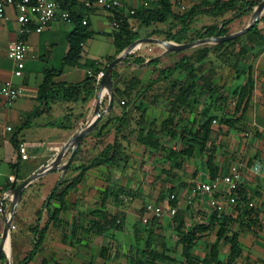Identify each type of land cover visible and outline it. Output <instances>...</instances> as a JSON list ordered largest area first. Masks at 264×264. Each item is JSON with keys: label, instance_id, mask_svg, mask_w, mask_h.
Returning <instances> with one entry per match:
<instances>
[{"label": "trees", "instance_id": "obj_1", "mask_svg": "<svg viewBox=\"0 0 264 264\" xmlns=\"http://www.w3.org/2000/svg\"><path fill=\"white\" fill-rule=\"evenodd\" d=\"M61 4V8L70 12L76 29L69 35V51L62 60V67L58 70H47L45 73L44 82L39 88L38 99L40 103L48 110L50 104L58 100H75L83 96L82 87H69L68 89L62 88L55 91L56 84L53 81L55 77L61 76L66 66L69 67H82L92 71V77H88L85 84V92L89 97L97 95L99 81L98 75L101 72H106L108 65L116 59L126 48L132 45L137 39L140 38L139 31L134 28V22L138 23L141 27L151 28L155 25H163L168 23L171 19L175 25L180 26L177 28V32H163L161 30H155L148 37L165 35L167 41H174L178 44L190 43L198 39L211 38V37H225L229 34V25L235 20L241 19L247 13L254 9L262 0H214L205 1L202 0L199 4L192 6L185 13L180 14L175 11V4L173 0H146L149 2V8H145L142 5L143 0H139V5L136 8L135 15H129L131 6L124 4L123 8L119 10L108 11V18L110 23L115 20L120 22L121 26L111 34H106L111 37L116 48V54L113 57L107 59L106 64L101 67L99 61H89L83 64V47L82 44L87 43L94 36V32L90 30L89 16L97 8L92 10L86 9L84 6V0H56ZM233 12L234 15L231 19L224 21L221 24H214L209 27L203 28L196 36L192 37L190 34L192 24L198 15H207L215 18H223L227 14ZM88 18V25H83V20ZM264 21V19H263ZM171 27L173 29L174 27ZM248 35L255 36L259 42L264 43V35L262 34L259 23L248 33ZM239 41V38L231 40L229 42L216 45L217 49H224L227 46L234 45ZM211 47L200 48L196 51V55L184 56L177 61L174 66L165 69H159L160 60L150 62L147 66L154 68V71L158 73V76L153 81L149 82L146 87L142 88V92H147L151 88L160 83L163 80L172 78L175 74L179 76L185 75L190 80V84L187 87L182 86L174 102L171 104V116L163 120L161 123V131H156L153 127H143L142 123H139L138 141L145 148H150L154 151H161L165 153L166 162L170 163V172H180L183 169V164L186 160L197 158V156H207L206 165L210 170V176L212 179L218 177V167L215 165L217 160V148L214 143V136L216 131L214 130L215 122H219V127H228L230 130L238 126L239 123L244 121L245 115L250 107L251 102L256 90V78L253 70L250 68L243 86L240 89H236L230 95L222 94L220 89L214 88L210 81L205 82V95L209 96V101H206L204 109L201 111L200 116L202 121H193V125L187 128V120L181 117V114L186 109L191 108V94L195 89V80L198 78V71L203 63L207 61L211 53ZM182 53V52H180ZM151 59V58H150ZM148 59V60H150ZM147 60V61H148ZM133 61V63H132ZM146 59L142 56L129 55L124 65L131 64L140 66L145 64ZM118 67V66H117ZM117 67L113 71V81L118 77ZM175 84L177 81L175 80ZM175 86V85H174ZM130 88V86L126 87ZM128 90H121L114 82V105L109 118L103 123L102 119L99 124L102 126L99 128V136H104L100 133L101 130L114 125L113 129H108V133H115V140L113 143H109L104 147L100 154L92 159L87 164H82L75 167L78 156L82 152L80 146L73 163L70 166V171L73 172V176L70 178L66 176L61 184H58L53 190L51 196L47 198L44 206L37 212V222L31 227V232L35 237L34 249L26 255L23 259H20L15 264H30L36 256L41 252L44 241L46 238L49 226H64L65 224L70 228V235H65L66 239L72 240L77 238L80 221L73 217L71 222H64L63 215L70 211L71 206L68 202L69 194L81 186L87 176V173L95 168L107 167L115 168L119 167L127 158L124 157L126 153L125 142H129V136L133 131H130L131 111L130 101H135L137 96L127 94ZM139 95V92H137ZM120 97H126L129 101L122 100L125 104L120 115L115 114V106L119 102ZM196 104L197 101H194ZM228 107H232V111H228ZM181 109V110H179ZM43 112L41 109H36L33 113L28 115L24 120V125L20 130H23L30 121L38 118ZM144 113V112H143ZM142 122L143 116L141 117ZM114 123V124H113ZM221 129V128H220ZM130 131V132H129ZM221 130H219L220 132ZM165 133L167 137L178 140L181 143V147L177 149H167L162 143L159 134ZM14 145L19 155V143L15 140ZM19 161L21 160L19 156ZM18 161V163H19ZM164 163V162H163ZM18 168V165L14 167V170ZM18 174V173H17ZM171 174V173H170ZM169 199L173 194L178 195L179 187L176 184H171L168 188ZM121 189L120 191H122ZM119 191V193H120ZM114 194V192H111ZM110 193V194H111ZM110 194L107 192L102 200L100 208L91 211L90 215L93 217L92 226L90 231L100 234V236H106L111 229H116L119 232L125 231V215L121 211L110 213L107 208V202L110 198ZM165 198V197H164ZM163 198V199H164ZM168 199V200H169ZM58 203V206H53L54 203ZM172 206H178V201H170ZM145 212L142 211V214ZM48 215V221L45 226L42 227L44 215ZM84 215L80 214L79 216ZM160 219L152 218L150 223L151 229L147 231V240L144 249L138 250V253L133 254V250L129 254V264H159V261H169L171 264H236L237 260L242 256V247L240 244V232H234L233 227L238 222L237 219H233L232 216L226 214H219L213 212L210 215L208 221L194 222L190 227L186 225L184 220L183 211L179 210L178 213L172 218V225H177L175 232L178 240L175 247H168L163 245V252H160L152 247L154 235L152 227ZM85 230V229H83ZM138 235V231H136ZM212 235H215V240L209 242ZM1 242V238H0ZM229 246V255L227 261L221 259V247L222 245ZM205 251L206 258L202 260L199 254ZM109 253L107 247H103L101 256L104 258ZM176 254V255H175ZM45 261L44 264H47ZM0 264H9L8 257L3 253L0 257Z\"/></svg>", "mask_w": 264, "mask_h": 264}, {"label": "rangeland", "instance_id": "obj_2", "mask_svg": "<svg viewBox=\"0 0 264 264\" xmlns=\"http://www.w3.org/2000/svg\"><path fill=\"white\" fill-rule=\"evenodd\" d=\"M135 1L139 2V0ZM173 1L176 3L175 11L180 14L185 13L192 6L201 2L200 0ZM182 6L185 7L184 10L181 9ZM255 10V8L251 9L247 15L230 24L229 34L240 32L248 27L254 16ZM233 15V12L227 14L223 18L198 15L192 24L190 34L192 37H195L203 28L214 24H221L231 19ZM263 19L264 16L258 23L264 35ZM173 25L175 24L171 19L166 24L155 25L147 29L134 22V28L139 31L140 34L139 39L152 38L167 41L165 35L154 37H148V35L152 34L155 30H161L165 33H175L180 26ZM172 26L174 27L173 29H171ZM104 30L107 34L116 31L112 23L108 24L107 22L106 29L104 28ZM107 37L109 36L106 35L103 37L96 34L94 39L89 42V46L94 45L93 42L97 40L103 42L104 45L102 49L95 51L99 52V54H103L105 58L107 56H113L115 53V48L112 45L111 39ZM238 38L239 41L236 44L227 46L224 49L215 48L218 44H207L182 53H173L169 55H165L166 49L161 45L145 43L132 55L142 56L146 61L150 58L159 57L160 65L158 68L165 69L174 66V64L184 56L196 55V51L200 48L211 47L209 58L198 68V78L194 82L196 87L191 94V108L186 109V111L181 114L184 121H188L186 123L187 128H190L193 125V121L203 120L200 113L204 109L206 101H209V96L204 94L206 81H210L217 90L223 87L224 89L221 90V93L230 95V99L233 91L243 86L251 68L258 83L262 84L264 87V54H262L264 52V43L259 42L255 36L248 35V33ZM89 61L90 60H85L83 64ZM117 73L118 77L113 81V85L115 82L117 87L121 90H128L126 91L128 95L137 96L135 101H130L129 106L132 120L129 127L130 131L134 130L135 132H132L129 136V142H125L127 149L124 157L129 156L127 158L128 162L124 163L125 160H122L123 163L119 167H100L92 169L87 173L82 188L78 190V196L76 195V201L78 203H75L72 199L71 205L69 203L71 206L70 211L63 215L64 222H71L73 217L80 221L77 238H73L72 240L65 238L66 234L70 235V228L66 224L63 227L50 225L41 252L30 264H44L45 261H48L47 264H129L130 252L133 250L132 252L135 255V253H138L139 249H144L147 240V231L151 229L150 223L152 217L149 219L148 223L144 222L146 216L145 212L142 214L144 207L149 203L165 207L168 203L169 194L167 188L171 184L176 183L175 177L177 175L176 172H170V163L166 162L164 158L169 150L163 153L143 147L138 141V125L142 123L143 127L151 126L156 131H161L162 121L172 115L171 104L174 102L179 89L182 86H189L191 82L190 80L188 81L185 75L179 76L177 73L172 78L155 84L151 90L142 92V88L146 87L149 82L153 81L158 76L154 68L133 64L128 66L121 64L117 67ZM175 80L177 84H175ZM128 86H130V88H126ZM137 92H139V95H137ZM122 100L129 101L126 97H120L117 103L118 106L116 105V115L122 113ZM194 101H197V103L195 104ZM108 103L109 95L106 94L103 98L101 108L105 110ZM232 110V107H228V111ZM109 114L103 116V123L109 118ZM142 116L144 120L140 122ZM59 118L60 116H55L53 118L45 116L41 118V121L46 122L48 120H53L60 122ZM78 121H80V119H78ZM218 123V121L215 122L214 126L219 125ZM85 124L86 123L78 124L75 134H77ZM101 126L102 124H98L81 143L82 152L78 156L77 162L74 164L75 167L89 163L100 154L106 145L114 142V131L111 134L107 132L108 129H113L114 125H111V127L109 126L110 128L108 127L101 130L100 133L104 136L100 137L99 128ZM15 127L18 129L17 125H15ZM58 133H60L59 130L51 131L50 135L53 136ZM159 137L167 149H177L181 147V143L178 140L167 137L165 133L162 134V132H160ZM72 149L73 148L67 153L65 161L70 157ZM27 153L29 155L28 151ZM36 162L37 159L32 157L29 161H22L20 167L24 171L27 168H33ZM184 166L185 165H183V167ZM1 168L4 169L2 171L6 178L12 173V168H10L8 164H4ZM73 172L69 169L67 172V174H69L67 176L71 178L74 174ZM6 178L3 180H6ZM121 189L123 190L120 191ZM106 192L108 194L114 192V194H110L107 208L112 214L119 211L124 213L125 231L119 232L116 229H111L106 236H100V234L90 231L93 220L90 213L100 208ZM38 209L39 206H35L33 203L23 217H18L16 219V230L12 232L9 241L10 249L6 251L9 255V264H15L20 259L26 257L28 252L34 249L35 237L31 230H29V227L31 224H36V212ZM80 214L84 215L79 216ZM47 221L48 215L45 214L41 226L44 227ZM171 222L172 218L165 215L152 227L154 235L152 247L160 252H163L164 244L174 248L178 240L175 232L177 226L172 225ZM136 231H138V235H136ZM1 235L2 229L0 238L2 237ZM103 247L109 249V253L104 258L101 256ZM158 263L171 264L169 261H159Z\"/></svg>", "mask_w": 264, "mask_h": 264}, {"label": "crops", "instance_id": "obj_3", "mask_svg": "<svg viewBox=\"0 0 264 264\" xmlns=\"http://www.w3.org/2000/svg\"><path fill=\"white\" fill-rule=\"evenodd\" d=\"M124 4L137 7L139 2L124 0ZM88 18L91 25L90 30L94 32V36L96 34L103 37L106 36L107 32H105L104 28L106 29V22L110 23L108 13L96 9ZM75 29V23L58 21L42 33L32 34L28 37L31 45V55L36 58L32 59L30 56L28 57L24 76L17 78L14 75V63L7 56V49L11 42L18 39V25L15 21H0V87L5 81L10 80L23 91L22 95L13 103L0 98V234L1 229L2 233L4 230L2 208L5 209L7 214H10L13 209V197L7 193L12 184L15 182H17V185L23 183L33 174L54 161L58 154L65 150L72 140L78 124L88 123L94 117L98 90L97 95L94 97H89L84 91L86 80L91 76L88 75V69L82 67L66 66L63 74L55 77L53 81L57 85L55 91L62 88L68 89L71 86H80L83 88V96L70 101L56 100L50 104L48 110L38 99L39 88L44 82L46 71L58 70L62 67V60L69 51L68 37ZM94 36L84 44L82 63L85 60L99 61L101 67H103L107 59L116 54V48L113 39L107 37L111 39L115 53L113 56L105 58L103 54L95 51L102 49L103 42L97 40L93 42L94 45L89 46V42L94 39ZM263 91L264 87L256 79V90L253 101L245 115L244 121L239 123L234 129L230 130L226 126L219 127V125L213 127L216 131L214 143L218 146L217 160L215 162V165L218 167V175L222 176L228 173L232 166H238L242 173L239 205L229 207L225 212L226 215L238 220L232 228L234 232H240V244L242 247V256L237 260L236 264H264ZM117 106H115V110ZM35 109H41L43 113L26 124L23 130H20L25 124V118L33 113ZM101 110L105 111L102 108ZM45 116L49 118L60 116V122L53 120L41 121V118ZM15 125L18 126V129H16ZM8 127H11L12 131H8ZM57 130L60 133L53 136L50 135L51 131ZM219 130L221 131L219 132ZM15 140L19 145L22 143L26 144L27 151L29 152L28 160L21 159L19 161V155L14 145ZM32 157L37 159L36 165L23 171L20 167L21 162L29 161ZM66 157L67 155L59 163L65 162ZM206 161V154L186 160L183 164L185 166L175 177V184L179 187L177 195L179 200L178 207L179 210L183 211L184 220L186 225H189L188 227L196 221H208L210 215L215 212L209 206L208 198L206 197L197 199L193 204L187 203L190 185L194 181L207 182L211 179ZM4 164H8L12 168V173L7 178L2 171L4 169L1 168ZM16 165H18V168L14 170ZM12 176L16 177L15 181L10 180ZM4 178L6 180H3ZM61 178V172H53L27 187L16 209L12 225H15L18 217H23L26 214V211L29 210L33 203L35 206H39L38 211L41 210L47 198L51 196L55 187L60 183ZM81 188L82 185L69 194L67 199L70 205L72 199V201L78 203L76 197L78 196V190ZM218 198L225 201L227 195L221 193L218 194ZM250 203H254L255 206L250 208ZM53 206L57 207L58 203L55 202ZM33 225L35 223L30 225L29 230H31ZM214 240L215 235H212L209 242ZM229 253V246L223 244L221 247V259L227 261ZM199 256L204 260L206 252L202 251Z\"/></svg>", "mask_w": 264, "mask_h": 264}, {"label": "built area", "instance_id": "obj_4", "mask_svg": "<svg viewBox=\"0 0 264 264\" xmlns=\"http://www.w3.org/2000/svg\"><path fill=\"white\" fill-rule=\"evenodd\" d=\"M143 7L149 8L148 1L143 0ZM124 0H84L86 9L92 10L94 8L100 9L104 12L111 10H119L123 8ZM181 6V4L179 3ZM181 9H185L182 6ZM129 15L136 14V8L130 9ZM0 21H15L18 25V39L11 42L7 49L8 58L14 63V75L17 78L24 76L26 68V61L30 56L32 59L36 57L31 55V45L28 37L32 34H40L47 28L51 27L55 22L61 21L66 23H74L70 12L63 10L61 4L56 0H0ZM83 25H88V18L83 20ZM115 29H119L121 24L117 20L112 23ZM84 47V44H82ZM89 76H94L92 71H88ZM104 76L101 72L97 80L100 82ZM23 91L8 80L5 81L0 87V98L5 99L9 103L15 102ZM124 105L125 103L122 102ZM12 131L11 127L7 128ZM19 156L22 160H28L26 144L19 145ZM16 177H10L11 181H15ZM241 183L242 173L238 166H232L228 173L210 179L207 182L194 181L190 187L187 195V203L193 204L199 198H208L209 206L219 214H225L227 208L239 205L241 199ZM224 193L227 195L225 201L218 198V194ZM170 201H178L176 194L170 196L168 203L165 207L149 203L145 206L144 222L148 223L149 219H161L165 215L173 218L179 211L178 206H172ZM254 203H250L249 207L253 208ZM16 230V226L12 225L11 231Z\"/></svg>", "mask_w": 264, "mask_h": 264}, {"label": "water", "instance_id": "obj_5", "mask_svg": "<svg viewBox=\"0 0 264 264\" xmlns=\"http://www.w3.org/2000/svg\"><path fill=\"white\" fill-rule=\"evenodd\" d=\"M255 13L254 16L248 25L244 30L225 36V37H211V38H204L200 39L197 41H194L192 43L188 44H178L173 41H165V40H158V39H152V38H147V39H139L135 41L132 45H130L128 48H126L114 61H112L108 65L107 71L104 73V76L102 80L99 83V88H98V96H97V104L95 107L94 111V117L85 124V126L73 136L72 140L70 143L67 145L65 150H63L61 153L58 154L56 159L46 165L43 169L39 170L35 174H33L31 177H29L27 180H25L23 183L17 185V182L13 183L9 191L7 192L9 195L13 197V209L10 214H7L5 209L2 208L3 215H4V230L2 233L1 237V244H0V257L3 253L7 255L9 258V255L7 254L6 250V244L8 241H10L11 238V227L12 223L15 217L16 209L21 202L23 193L27 187L32 185L35 181L53 173V172H61L62 173V178L60 180L61 184L69 171V168L71 164L73 163V160L81 146V143L85 139V137L90 134L95 127L99 124L100 120L103 118V116L106 113H109L113 109L114 105V85H113V71L114 69L121 65L124 64L125 59L133 54L136 50L137 47L145 44V43H154L161 45L166 49L165 55L173 54V53H180L184 52L202 45H207V44H221L225 42H229L231 40H234L242 35H245L249 33L257 24L258 22L263 18L264 16V0H262L258 6L255 7ZM139 48V49H140ZM159 57L151 58L148 60L145 64L140 65V66H147L150 62L158 60ZM103 93L106 95H109V103L108 107L105 111L101 110V104L103 101ZM72 149V153L70 157L68 158L67 161L63 162L60 164V160L64 158L67 153Z\"/></svg>", "mask_w": 264, "mask_h": 264}, {"label": "bare ground", "instance_id": "obj_6", "mask_svg": "<svg viewBox=\"0 0 264 264\" xmlns=\"http://www.w3.org/2000/svg\"><path fill=\"white\" fill-rule=\"evenodd\" d=\"M139 48H140V46H138V47H137V50H138ZM103 95H105V94L103 93ZM103 95H102V96H103ZM5 248H6V250L10 249V244H9V241L7 242V244H6V247H5Z\"/></svg>", "mask_w": 264, "mask_h": 264}]
</instances>
